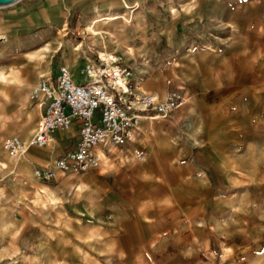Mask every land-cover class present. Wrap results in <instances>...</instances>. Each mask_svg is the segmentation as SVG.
<instances>
[{
  "label": "crops",
  "instance_id": "1",
  "mask_svg": "<svg viewBox=\"0 0 264 264\" xmlns=\"http://www.w3.org/2000/svg\"><path fill=\"white\" fill-rule=\"evenodd\" d=\"M47 1L45 14L64 10L67 32L40 79L54 81L64 65L86 84V68L106 63L132 71L122 102L145 93L163 100L172 89L186 101L166 118L131 102L139 116L132 135L95 146L96 166L64 172L55 161L77 146L79 122L43 147L29 145L48 101L29 98L34 85L17 89L13 111L28 131L21 169L54 176L26 179L35 188L0 224V264H264V50L234 61L225 49L171 58L164 43L175 39L163 26L204 19L210 1L204 17L186 19L164 17L157 0ZM232 72L239 77L228 81ZM250 103L259 113L248 115Z\"/></svg>",
  "mask_w": 264,
  "mask_h": 264
},
{
  "label": "rangeland",
  "instance_id": "2",
  "mask_svg": "<svg viewBox=\"0 0 264 264\" xmlns=\"http://www.w3.org/2000/svg\"><path fill=\"white\" fill-rule=\"evenodd\" d=\"M157 1L160 7H164V17L181 19L204 17L202 2L211 3L210 14L194 24L163 26V30L171 29L175 39L173 48H166L164 43V49H173L169 50L171 58L189 50L225 49L228 59L234 61L237 56L250 57L254 55L252 53L264 50V0ZM47 4V0H18L0 6V224L4 218L10 217L14 205L28 200V191L35 188L26 179H40L36 171L26 174L21 169L19 155L10 157L3 148V142L13 136L22 140V135L28 133L23 125V116L13 111V96L17 89L32 87L46 75L49 65L58 58L59 44L64 42L61 39L67 32L62 30L64 10L45 14ZM190 5H194L195 11L190 9ZM249 76L244 74V80ZM238 77L235 72L227 74L228 81H235ZM256 78L259 80L257 75L250 80ZM259 108L256 103H250L248 115L259 113ZM243 140L244 144L250 145L251 139ZM193 144L200 145L197 140H193Z\"/></svg>",
  "mask_w": 264,
  "mask_h": 264
},
{
  "label": "built area",
  "instance_id": "3",
  "mask_svg": "<svg viewBox=\"0 0 264 264\" xmlns=\"http://www.w3.org/2000/svg\"><path fill=\"white\" fill-rule=\"evenodd\" d=\"M86 74L90 81L77 84L73 81L70 70L61 65L54 81L42 78L29 92L32 100L43 96L48 101L45 112L29 139V145L43 147L52 140L56 131L68 129L74 120L79 122L80 140L77 146L55 161L56 167L64 172L84 171L96 166L98 158L92 154L95 146L103 143L121 145L132 135L139 116L130 113L134 109L131 102L149 112L152 118H166L186 101L178 89H172L163 100L145 93L136 95L131 102L125 103L118 99L117 93L123 90L122 83L132 75L130 69H110L105 63L100 68L88 66ZM96 113L98 119L94 121ZM23 147L24 143L18 136L7 138L3 142V148L10 157L20 155ZM135 154L141 158L143 153L135 151ZM36 174L42 179L54 176L53 171H37Z\"/></svg>",
  "mask_w": 264,
  "mask_h": 264
},
{
  "label": "water",
  "instance_id": "4",
  "mask_svg": "<svg viewBox=\"0 0 264 264\" xmlns=\"http://www.w3.org/2000/svg\"><path fill=\"white\" fill-rule=\"evenodd\" d=\"M16 1H18V0H0V6L8 5V4L14 3Z\"/></svg>",
  "mask_w": 264,
  "mask_h": 264
}]
</instances>
